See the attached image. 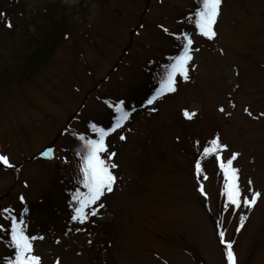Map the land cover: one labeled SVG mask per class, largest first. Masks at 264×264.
Listing matches in <instances>:
<instances>
[{"label":"rangeland","instance_id":"1","mask_svg":"<svg viewBox=\"0 0 264 264\" xmlns=\"http://www.w3.org/2000/svg\"><path fill=\"white\" fill-rule=\"evenodd\" d=\"M198 7L0 0V155L13 165L0 163V261L15 217L36 237L40 264H227L221 230L236 264H264V0H222L212 39L193 26ZM184 34L193 39L188 79L177 76L176 90L148 105ZM120 100L129 118L101 154L117 165L113 190L85 208L81 223L71 218L77 200L69 209L56 182L59 163L71 160L74 137L98 138L92 124H115L119 113L105 102ZM217 138L226 167L238 154L241 191L261 193L255 206H224L220 160L215 149L204 155ZM29 204L41 210L30 213Z\"/></svg>","mask_w":264,"mask_h":264},{"label":"snow or ice","instance_id":"2","mask_svg":"<svg viewBox=\"0 0 264 264\" xmlns=\"http://www.w3.org/2000/svg\"><path fill=\"white\" fill-rule=\"evenodd\" d=\"M221 5L222 0H202V6L198 7L195 11L194 23L196 28L199 30V33L212 39L216 36L214 30V25L217 23V17L221 14ZM8 27H11V24L8 23ZM165 32L168 31L167 28L164 29ZM183 39L186 41L182 45V52L174 57L173 62H171L166 69V75L160 81V87L156 90L155 94L151 98L147 99L148 105H154V102L158 97L162 96L166 92H174L176 90L177 76H183L184 79H188L187 69L189 67V61L192 60L191 46L193 44V39L187 34L183 35ZM110 108L114 107L115 112L119 113L116 118L115 124L105 129L103 127H97L96 124H92L90 127L92 131L98 134V138H85L81 135L79 139L84 141L87 148V155L84 157L83 161V186L88 189V192L81 195L77 192L74 199L77 200L79 206L75 209V215L71 218L73 220H78L83 223L87 220V214L85 213V208L89 205H94L97 201L100 200V197L104 194L105 191L111 192L113 190L112 185L116 179L113 176L109 168H116L115 163L109 165L107 158H102V153H107V147L105 143V138L110 132L115 131L117 128H120L124 121L129 118V113L125 111V102L120 100L118 102L109 103ZM220 111H224L223 108ZM245 111H248L245 109ZM249 116L252 115L251 112H248ZM186 116L190 114L185 112ZM121 140H124L125 137L121 136ZM211 147L204 148V155H210L215 149L217 153V159L220 160V168L224 172L225 184H226V208L241 209L251 208L257 204L258 199L261 197V193L253 191L251 196L246 192L241 191V187L238 182L237 170L232 167L233 160L236 159L238 154H233L231 159L226 161L227 167L223 159L219 157L220 148H226L227 145H221L219 139H214L211 142ZM110 156H115V153H110ZM0 163L11 168L12 164L9 163L7 156L0 155ZM203 171L201 164L196 163V173L197 176ZM204 180H207L208 177L204 176ZM251 183V182H249ZM199 190L205 196L207 195L204 191L203 184L200 185ZM23 200V197H21ZM103 203H100L99 207H103ZM4 211L10 212L11 210L5 209ZM92 215H96V211H92ZM244 217L241 216L240 227L244 226ZM23 221L17 223L15 217H11V243L15 248V259L8 262V264H40V257L38 255H33V243L32 241L36 237H30L26 235L21 227ZM219 240L220 243L224 245L225 255L227 264H236V256L233 251V242L225 239V232L223 230L219 231Z\"/></svg>","mask_w":264,"mask_h":264},{"label":"trees","instance_id":"3","mask_svg":"<svg viewBox=\"0 0 264 264\" xmlns=\"http://www.w3.org/2000/svg\"><path fill=\"white\" fill-rule=\"evenodd\" d=\"M196 3L198 6H202V0H196ZM196 11V10H195ZM194 19V18H192ZM194 24V21H192ZM46 41V39H45ZM171 60V57L168 58ZM167 59V61H168ZM174 59V58H173ZM173 62V60H172ZM164 69V67H163ZM161 70V72L163 71ZM158 76L159 74L156 72V74H153L154 79H156V85L158 84ZM161 81V80H160ZM160 81L159 84L160 85ZM81 136V135H80ZM77 143L75 144V148L73 151H68L71 155V160H62L59 163V174L57 177V181L59 183L60 188L64 190V201L68 205V208L71 209V206L73 205L74 202H76V199L74 197L76 196L77 192H79L81 195L84 191L83 189V161H84V155H81V148H82V141L79 139V137L75 138ZM78 139V140H77ZM77 146V147H76ZM50 157V155H49ZM86 157V156H85ZM83 186V187H82ZM73 200V201H72ZM72 201V202H71ZM32 204V203H30ZM29 204V212H39L41 208L37 205L30 207ZM16 212V211H13ZM11 233V232H10ZM11 244V249H9V253L5 256L4 259L0 261V264H8L9 261L15 259V248L13 246L12 249V243Z\"/></svg>","mask_w":264,"mask_h":264}]
</instances>
